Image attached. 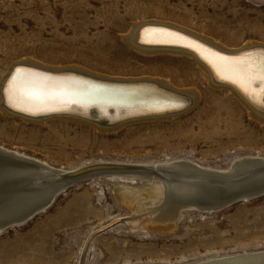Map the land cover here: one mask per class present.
Returning a JSON list of instances; mask_svg holds the SVG:
<instances>
[{"label":"rangeland","instance_id":"obj_1","mask_svg":"<svg viewBox=\"0 0 264 264\" xmlns=\"http://www.w3.org/2000/svg\"><path fill=\"white\" fill-rule=\"evenodd\" d=\"M142 20L177 23L233 48L264 44V0H0V75L29 58L111 77L159 76L201 94L171 118L106 119L105 129L76 120L99 122L93 116L39 122L0 112V146L60 173L92 161L182 158L225 170L238 157L264 158V122L230 92L211 88L190 61L125 44L122 35ZM151 182L106 173L66 185L48 208L0 230V264H192L264 250V195L212 212L185 208L155 227L149 207L161 200Z\"/></svg>","mask_w":264,"mask_h":264},{"label":"bare ground","instance_id":"obj_2","mask_svg":"<svg viewBox=\"0 0 264 264\" xmlns=\"http://www.w3.org/2000/svg\"><path fill=\"white\" fill-rule=\"evenodd\" d=\"M130 27L122 35V39L131 49L145 55H164L176 61L192 62L211 88L226 89L245 106L250 116L264 122V91H262L264 85L259 79L250 80L248 73L230 63L232 59L240 57L250 56L254 60L261 59L264 57V44L247 42L240 47H228L211 37L204 36L203 33L168 21L142 20L133 23ZM218 51L236 52V54L225 55ZM9 65L7 71L0 77V112L23 121L42 122L45 117L46 119L47 117L76 119L74 117L78 114L79 117L93 116L99 122H89L87 119L76 120L91 123L97 129H105L101 124L106 125L104 123L106 119L113 121L132 117L126 121L123 120L128 122L143 114H157L172 108L183 107L190 100L192 101L191 106H194L201 95L196 87H178L171 80L159 76L143 75L135 78H146L144 80L158 83L164 89H157L156 86L145 84L101 83L100 81L84 79L74 73L51 74L48 72L69 70L90 75L100 80L122 81L118 79L124 78L122 76L111 77L97 74L95 71H89L79 66H50L29 58L13 61ZM22 65L33 66V69ZM40 88H48L52 93L65 92L64 102H60L51 96L43 102L31 101L23 95L26 90ZM64 110L75 115H69ZM51 112L56 113L51 114ZM180 112L166 116H151L152 118L148 119H155L156 117V119H167L179 115ZM248 158L260 159L251 156L236 159L240 161ZM157 162L146 165L152 167L157 173L145 170L95 172V174L111 173L155 179L157 182H151L152 185L149 190L154 199L161 200L158 204L159 207L156 206L157 204L156 207H149L154 219L151 221L154 222L153 226L155 227H159V222L166 225L173 223L175 217L180 214L181 204L184 203L181 199L202 192L203 185L208 181L207 174L209 173L206 171L231 172V165L228 169L217 170L205 166L200 167L192 160L182 158L165 160L162 163ZM246 168L248 167H237L236 171L240 172L236 173L241 174ZM58 173L59 171L36 158L33 159L25 154L0 146V230L7 226L22 224L23 222L15 223L12 219L21 215L27 208L32 209L34 207L37 209L41 207L42 209L37 213L48 208L53 201L52 198L57 195V190L69 181H52ZM6 175L9 176L7 179L5 178ZM236 177H239V174L229 178ZM203 179L204 181H201ZM230 182L227 183L231 184L232 182ZM146 195V193L143 194V197L148 199ZM163 198L164 201H162ZM152 199H148L150 200L148 204ZM49 201L51 202L49 203ZM47 202L49 204L44 207ZM127 202H131L132 205L131 200L128 199ZM192 204L190 203V205ZM154 214L158 216L154 217ZM7 218H10L11 221L9 223L3 222ZM262 261H264V250L214 257L192 264H260Z\"/></svg>","mask_w":264,"mask_h":264},{"label":"water","instance_id":"obj_3","mask_svg":"<svg viewBox=\"0 0 264 264\" xmlns=\"http://www.w3.org/2000/svg\"><path fill=\"white\" fill-rule=\"evenodd\" d=\"M209 47V46H208ZM211 48V47H210ZM219 53L225 54V55H233L234 53H225L220 52ZM16 66V65H15ZM29 68H32L33 66L29 65H22ZM33 69V68H32ZM44 71V70H42ZM51 74H64V73H74L76 75L81 76L84 79H90L91 81H100L101 83H131V84H145L150 86H156L157 89H164L162 88L158 83H155L151 80H144L146 78H120L118 80L122 81H107V80H100L96 79L93 76L85 75L79 72H73V71H58V72H48ZM91 77V78H90ZM190 102L186 104L183 107H176L172 108L170 110L161 111L157 114H143L142 116H136L134 118L138 117H149V116H166L168 114H172L175 112H180L183 110L186 106H189ZM56 112H51V114H54ZM46 115V114H45ZM128 118H123V121ZM236 161V162H235ZM231 164V172H209L207 173V179L208 181L205 182L202 188V192L196 193L194 195H190L189 197H184L181 199L184 203L181 204V208L179 209H198L205 212H212V211H218L221 209H224L234 203L240 202V201H247L251 200L260 196L264 195V158H248V159H242L240 161L235 160ZM240 166H247L245 171H242V173H236L240 171H236L237 167ZM230 169V168H229ZM110 170H125V171H136V170H145L157 173L156 170H154L152 167L146 166L142 163H135V162H122V161H92L87 162L83 165H80L78 167L67 169V170H61L62 173H58L55 178H53L52 181H63V180H69L66 185H70L76 180L83 179L88 176L96 175L95 172L100 171H110ZM93 173V175H92ZM239 174V177L230 179V176H234L236 174ZM9 176H5L7 179ZM205 179V178H204ZM201 180V181H204ZM5 181V180H4ZM7 181V180H6ZM9 181V180H8ZM7 181V182H8ZM232 183H231V182ZM227 182H230L231 184H228ZM66 185H61V187L57 190V193L60 192ZM55 197V196H54ZM52 198V200L54 199ZM51 200V201H52ZM49 201V203L51 202ZM44 205L47 206L49 204ZM189 203V204H188ZM190 203H193L190 205ZM40 208L35 209L32 207V209L27 208L24 210V212L16 216L13 221L15 223H22L33 217L37 214V211H39ZM36 213V214H35ZM11 221L10 218H7V220H3L5 223H9ZM114 221L115 222H118ZM107 226L101 228L99 231L105 229ZM252 264V263H248ZM260 264H264V261H262Z\"/></svg>","mask_w":264,"mask_h":264},{"label":"snow or ice","instance_id":"obj_4","mask_svg":"<svg viewBox=\"0 0 264 264\" xmlns=\"http://www.w3.org/2000/svg\"><path fill=\"white\" fill-rule=\"evenodd\" d=\"M225 59V58H222ZM230 63L236 65L239 69L249 74V79H259L262 85H264V57L259 60H254L249 57L235 58ZM15 87V86H14ZM264 91V89H262ZM29 100L43 102L50 96L64 102L65 92L52 93L48 88L29 89L23 92Z\"/></svg>","mask_w":264,"mask_h":264}]
</instances>
